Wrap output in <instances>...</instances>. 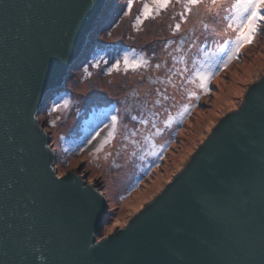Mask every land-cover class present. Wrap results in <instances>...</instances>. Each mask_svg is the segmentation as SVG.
Masks as SVG:
<instances>
[{
    "label": "water",
    "instance_id": "obj_1",
    "mask_svg": "<svg viewBox=\"0 0 264 264\" xmlns=\"http://www.w3.org/2000/svg\"><path fill=\"white\" fill-rule=\"evenodd\" d=\"M108 3L0 0V264H24L29 217L49 264H264V77L164 190L103 239L105 196L75 171L58 177L39 115Z\"/></svg>",
    "mask_w": 264,
    "mask_h": 264
},
{
    "label": "rangeland",
    "instance_id": "obj_2",
    "mask_svg": "<svg viewBox=\"0 0 264 264\" xmlns=\"http://www.w3.org/2000/svg\"><path fill=\"white\" fill-rule=\"evenodd\" d=\"M117 1L119 0H109L104 12L109 10L107 17H102L105 27L112 21L111 7ZM141 1L152 7L151 0ZM137 2L133 0L129 14L133 13ZM127 4L128 2L123 6V13ZM173 4L166 11H161V15L155 20H146L139 31L134 30V34L129 36L128 41L131 45L135 44L138 54L141 53L138 50L142 49L143 44L150 46L152 36L158 32L157 19H163L165 24L172 22L174 26L179 22V18L174 21L170 19L177 12L175 0ZM205 12L204 8H193L188 22L181 25V31L186 32L195 27L200 33L199 22L204 19ZM100 23L91 36L92 39L103 37ZM227 38L235 39V33L229 31ZM109 39L108 42L117 40V36L111 31ZM210 39L222 42L225 37L211 36ZM212 46L216 47L215 44ZM173 47L175 44L168 51L155 53L149 48L152 52L146 53L147 57L155 56L151 62L153 65L160 62L161 69L141 68L136 73L129 72L127 75L123 72L122 60L119 73L107 74L106 70L130 48H122L119 55L112 58L110 47L98 50L92 55L90 65L84 62L72 70L64 92L49 99V106L43 107L44 110L39 115L50 138L51 149L57 157L55 169L58 175L75 171L107 199L109 209L103 229L97 234L98 240L126 227L136 214L151 203L185 168L222 118L240 108L246 90L264 77V21L260 22L259 33L253 43L242 47L238 56L229 61L226 67H218L207 84V92L198 87L199 80L190 84L179 76H173L171 82H167V76L171 74L169 70L184 67L183 64H174L172 57L168 55ZM180 54L182 53H174L177 59ZM100 56L105 57L108 63H101L98 68L92 67V62ZM85 68L92 73L90 77L86 76ZM149 78L157 82L153 84ZM157 88L166 90L165 94L169 99L163 100L157 96ZM189 93L195 95L190 98ZM61 98L67 99L69 106L50 111L55 101L63 103ZM106 98L109 99L104 103ZM156 99H161L163 107L153 105L152 102ZM91 105L100 107L97 110L94 108L87 118L83 110ZM169 115L174 119L171 127L165 128L164 122ZM111 116L118 118L114 139L104 143L110 131L107 125L111 123ZM130 116H137L138 120L146 119L149 123L140 125L131 121ZM81 119L83 123H79ZM152 122L162 129L161 135H152L156 131ZM134 124L139 131L133 138L130 137V132L134 130ZM146 136L151 138L150 143L144 142ZM133 139L136 143L132 142Z\"/></svg>",
    "mask_w": 264,
    "mask_h": 264
},
{
    "label": "snow or ice",
    "instance_id": "obj_3",
    "mask_svg": "<svg viewBox=\"0 0 264 264\" xmlns=\"http://www.w3.org/2000/svg\"><path fill=\"white\" fill-rule=\"evenodd\" d=\"M175 4L181 5L183 11L176 14L179 16V22L174 27L170 25L172 27V36L175 37L177 33L181 32V25L188 22V17L192 13L193 8L206 9L205 15L207 20L201 23V32L199 34L196 33L194 28L189 29L191 39H188L186 35H181L175 42V47L172 48V51L168 52L174 64H183L184 67L177 68L174 71L169 70L171 74L167 76V82L170 83L173 76H179L181 80L190 84L199 80L198 87L207 92V84L218 67H226L229 61L238 56L242 47L253 43L255 36L259 33L260 22L264 21V14H262L264 0H175ZM151 5L152 7L147 2L143 4L141 11L136 15L132 24L133 29L139 31L146 20H155L161 15V11H166L170 6H174L173 0H151ZM132 7L133 0H128L127 9L124 12L125 16L129 15ZM176 15L172 19H176ZM219 25H223V27L217 30V26ZM229 31L235 33V39L227 38ZM213 34L215 36H223L225 39L222 42L211 40L210 37ZM213 44L216 45L215 48H213ZM171 45V41H165L163 50L167 51ZM174 53L182 54L177 59ZM154 59L155 56L148 58L146 53L141 52L138 54L134 49H130L121 57L116 58L106 72L107 74L113 72L119 73L121 71V60L123 61V72L125 75L129 72L136 73L141 68L154 67L157 70L161 69L162 64L160 62L152 64L151 61ZM101 63L107 64L108 61L105 57L100 56L92 62V67L98 68ZM84 72L88 77L92 75L87 68L84 69ZM149 80L153 84L157 82L156 80H151V78ZM165 91L159 88L155 89L157 96L163 100H168L169 97L165 94ZM193 95L195 94L189 93L190 98ZM196 98L198 99V97ZM161 99L154 100L152 102L153 105L163 107ZM68 106L69 101L67 99H63L62 104L60 100H57L50 111L54 112L58 108H67ZM186 110L187 107L185 106L184 111ZM129 119L140 125H147L149 123L146 119L138 120L137 116H130ZM173 119L171 115L168 116L164 122L165 128L171 127ZM110 121V125H107L110 131L104 143H109L114 139L115 128L118 122L117 116H111ZM125 127L127 128V126ZM152 127L156 129L152 135L158 136L162 134V129L157 127L155 122H152ZM133 129L130 132V137L134 138L139 129L135 128V124L133 125ZM96 135H99V133ZM150 139V137L146 136L144 142L150 143ZM132 142L136 143L134 139ZM101 147H103V144ZM24 171V167L19 168L20 173ZM22 242L26 249L24 264H49V258L46 255L47 241L43 240L38 234L35 219L27 218Z\"/></svg>",
    "mask_w": 264,
    "mask_h": 264
},
{
    "label": "trees",
    "instance_id": "obj_4",
    "mask_svg": "<svg viewBox=\"0 0 264 264\" xmlns=\"http://www.w3.org/2000/svg\"><path fill=\"white\" fill-rule=\"evenodd\" d=\"M127 2H128V0H119V1H117L116 5H113L112 4L113 1H112V3H111V6L113 5L111 7V9H113V12L111 15L112 21L106 27L104 25V20H103L104 18H102L101 23H100L101 27H103L101 30V31H103V34H102L103 37L101 39H97V37L92 39V37H91L90 43L88 45L89 48L86 49L84 57L81 59V61H79L76 64V66L74 68L78 67L79 64H82L84 62L86 64L88 63V65H90V60L92 58V55H94L100 49H106V48L110 47V49H112V52L110 53L111 58L118 56L122 48L123 49L124 48H130V49L135 50V48H134L135 44L131 45V43L128 41V38H129V36H132L134 34L135 29L132 28V24L134 23L136 15L139 14V12L141 11V9L143 7V1L135 0V2H137V3H136V6L134 8L133 13L125 16L123 13V6ZM176 6H177L176 14L183 11V8L181 5H176ZM108 11L109 10H107V12ZM107 12L104 13L103 17H105V18L107 17ZM171 13H173V12H171ZM178 18H179V16L176 15V19H172V18H170V19L174 21V20H177ZM206 20H207V17L204 13V19L199 23H202L203 21H206ZM156 24H158V32H156V34L152 36L153 41L150 42V44H149L150 46L143 44L144 46L141 47L142 49H139L138 51L143 52V53H150V52H152V50L154 51V53L156 51L163 52V51H165V50H163V44L165 43V41H171L172 42L171 47H172L181 35H186V36H188V39H191V35L189 34V29L186 32L181 31L180 33H177V35L174 37L171 35L172 27H174V24H172V22L170 24H168V23L165 24L163 19H157ZM170 25L172 27H170ZM199 26L201 27V24H199ZM112 27H113V29H112ZM217 27L222 28L223 25H219ZM193 28L195 29L196 33H199V32H197V29L195 27H193ZM193 28H190V29H193ZM198 30L201 31V28H199ZM217 30H219V28H217ZM111 31H112L113 35L117 36V40L115 39V40L108 42V40H110L109 39L110 35L108 33L109 32L111 33ZM212 36H215V35L213 34ZM171 47H169V48H171ZM149 48H151L152 50L151 49L149 50ZM148 58H150V57H148ZM97 77L100 78V75H98ZM63 92L64 91L62 89L58 92L51 94L49 96L47 102L45 103L44 108L46 106H49V104H48L49 99H51L52 97H54L56 95H60ZM108 99L109 98L104 99L103 102L106 103L108 101ZM105 105L109 106L110 104H105ZM91 106H89V107L87 106L83 110V112L85 113L87 118H88V116H90V114L93 112L94 108L96 107V106L95 107H93V106L91 107ZM99 107L100 106L95 108V110H97ZM80 117H82V115H80ZM79 123H83V119H81V121Z\"/></svg>",
    "mask_w": 264,
    "mask_h": 264
},
{
    "label": "bare ground",
    "instance_id": "obj_5",
    "mask_svg": "<svg viewBox=\"0 0 264 264\" xmlns=\"http://www.w3.org/2000/svg\"><path fill=\"white\" fill-rule=\"evenodd\" d=\"M86 51V50H85ZM84 57V56H83ZM60 178V177H59Z\"/></svg>",
    "mask_w": 264,
    "mask_h": 264
}]
</instances>
